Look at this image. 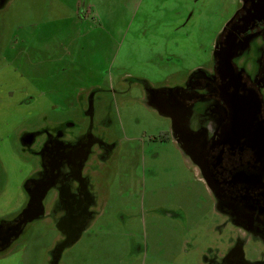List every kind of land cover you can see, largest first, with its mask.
<instances>
[{
    "label": "rangeland",
    "instance_id": "obj_1",
    "mask_svg": "<svg viewBox=\"0 0 264 264\" xmlns=\"http://www.w3.org/2000/svg\"><path fill=\"white\" fill-rule=\"evenodd\" d=\"M237 5L238 0H6L0 10L2 206L9 210L12 192L24 200L19 186L32 171L30 161L40 160L9 142L82 117L74 110L89 85L101 84V102L96 95L91 114L79 123L82 132H73L109 139L115 149L95 172L98 218L90 229L62 243L48 206L19 251L0 256V264L205 262L213 200L169 136V119L146 104L136 82L130 91L117 85L123 74L157 88L182 82L205 61L212 32Z\"/></svg>",
    "mask_w": 264,
    "mask_h": 264
},
{
    "label": "flooded vegetation",
    "instance_id": "obj_2",
    "mask_svg": "<svg viewBox=\"0 0 264 264\" xmlns=\"http://www.w3.org/2000/svg\"><path fill=\"white\" fill-rule=\"evenodd\" d=\"M4 1L0 0V10ZM203 52L205 61L180 83L157 88L146 79L123 74L117 86L130 91L136 82L146 104L158 112L163 108L161 115L170 121L169 136L213 200L210 256L203 257V264H264V0H238L236 10L212 32ZM16 71L15 64L12 72ZM100 85H89L84 98L78 94L74 112L82 117L19 134L9 142L40 160L30 161L32 171L19 186L24 200L12 192L9 210L1 203L5 182L0 175V256L19 251V243L36 223L24 212L31 213L39 201L44 211L52 207L47 217L55 221L65 244L97 220L95 172L103 160L112 158L115 142L73 130L82 132L79 123L83 114H91L89 104H95L96 95L101 102ZM40 137L44 139L38 150ZM16 151L10 153L14 160Z\"/></svg>",
    "mask_w": 264,
    "mask_h": 264
},
{
    "label": "water",
    "instance_id": "obj_3",
    "mask_svg": "<svg viewBox=\"0 0 264 264\" xmlns=\"http://www.w3.org/2000/svg\"><path fill=\"white\" fill-rule=\"evenodd\" d=\"M5 2H6V0L3 2L2 7L4 6ZM160 113L164 115L162 107H160ZM184 126H186V125H184ZM173 128H174V130H177L176 129V121L174 119H173ZM179 128L181 129L182 127L179 126ZM28 142L31 143V141H28ZM204 178L206 181H208L207 177L204 176ZM46 191L47 190H45L44 193ZM41 204H42L41 201H39V205L36 208H34V210L31 213H30V211H25L24 212L25 218L28 219L29 221L32 219H35V218H39L42 215V213H44V209H43Z\"/></svg>",
    "mask_w": 264,
    "mask_h": 264
}]
</instances>
